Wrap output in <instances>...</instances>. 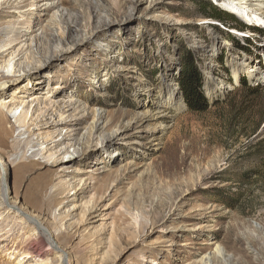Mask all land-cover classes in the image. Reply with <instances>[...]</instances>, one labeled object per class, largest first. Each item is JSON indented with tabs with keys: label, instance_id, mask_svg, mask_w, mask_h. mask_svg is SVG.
<instances>
[{
	"label": "rangeland",
	"instance_id": "374dc122",
	"mask_svg": "<svg viewBox=\"0 0 264 264\" xmlns=\"http://www.w3.org/2000/svg\"><path fill=\"white\" fill-rule=\"evenodd\" d=\"M186 55L201 113L175 82ZM240 57L250 65L234 78ZM9 61L0 102L27 119L3 110L0 264H264V23L221 0H0V81ZM49 107L63 119L36 131ZM85 168L101 169L80 182ZM42 217L61 251L25 257ZM211 242L220 251L199 263Z\"/></svg>",
	"mask_w": 264,
	"mask_h": 264
},
{
	"label": "bare ground",
	"instance_id": "6f19581e",
	"mask_svg": "<svg viewBox=\"0 0 264 264\" xmlns=\"http://www.w3.org/2000/svg\"><path fill=\"white\" fill-rule=\"evenodd\" d=\"M224 3H227V5L232 8L233 10H236L237 12H239V18L240 19H246V18H251L254 19L258 22L264 23V0H221ZM20 3V2H19ZM19 3H17L16 1L10 2L11 8L14 10L18 11V16L15 18H21L23 17V14L21 12V9H23V7H21L19 5ZM10 8V9H11ZM242 18H241V17ZM9 45V44H8ZM7 47V46H5ZM9 49L12 47H8ZM240 62H232V65H230V69L233 72V77L236 78L237 74H241L246 67H248L250 65V62L248 59H244V57H240L239 58ZM14 61H9L7 63V65L2 69V81H0V89H3L4 87H8L6 85L11 84V82L13 83L15 81L14 75L16 74L14 72V65H13ZM232 67V68H231ZM244 73V72H243ZM206 74H209V72H207L206 70ZM246 74L249 76V78L252 80H256V75L258 74V69L255 66H252L249 70L247 69ZM210 75V74H209ZM209 84H214L215 81H217V79H215V77L212 75L211 77H209ZM221 87L226 88L225 85L222 84V82H220ZM223 85V86H222ZM219 87V89L221 88ZM172 94L168 93V97L166 100H164V102L162 103L163 105H167V103H170L173 99H176L177 97L175 96V94H177V92L174 94L175 89H172ZM23 98V97H22ZM36 99V98H35ZM35 99H32L33 101ZM172 103V102H171ZM162 105V106H163ZM3 110H6L9 112V114L12 116V118L15 120V124L18 125V128H22V129H26V127H21L22 125H24V119H27V114L25 111H21L20 113H18L17 109H10L9 107H6L2 102H0V129L2 132H4L2 130V126L5 123V115L3 113ZM37 111L36 108L33 109V113H35ZM54 111H52V107H49V110L41 117V119L39 121H35L33 124H31L34 129L36 131H41L43 129L46 128H51V126H54L53 123H55V119H59V121H61L63 119V114L60 113L59 115L56 113L55 115H53ZM42 114V113H41ZM101 120H102V115L100 113H98L93 121H92V130L94 132L96 131H101L100 129V125H101ZM57 123V122H56ZM121 131H115L113 136H107L103 139H101V144L103 145L105 142H110L114 137L120 136ZM106 144V143H105ZM87 148V147H86ZM86 148H81V152L83 153ZM43 151V150H41ZM101 169V168H99ZM99 169H93V168H85L82 169L79 174H81L82 177L79 178V181L82 182L84 180H89L91 179L93 175L94 171H97ZM0 170L3 172V174L6 176L9 174L8 168L6 166L3 165L2 163V159H0ZM1 187H2V191H3V200H6V192H7V182H2L1 183ZM8 207L10 208H15L14 205H8ZM44 217L42 218H38L37 220L34 221L35 225L37 226V229L39 230V234L41 235V237H38L37 240L35 242H33L32 244H30V246L28 247L25 257H30L32 255H36L39 256L42 254V250L43 247L47 246L49 248H52L53 250L60 252L61 250L58 249V247H56L51 240L49 239V237H46L44 235L45 232V228H44ZM44 236V237H43ZM210 245L213 246V251H210L209 253H207L205 256H203L200 260L199 263H203V262H210L213 256L214 252H218L220 251V246L218 244H216V242H211L209 243ZM63 254H61L60 256V261H64L65 259L62 258ZM41 257V256H40ZM154 263V262H152Z\"/></svg>",
	"mask_w": 264,
	"mask_h": 264
},
{
	"label": "trees",
	"instance_id": "16d2710c",
	"mask_svg": "<svg viewBox=\"0 0 264 264\" xmlns=\"http://www.w3.org/2000/svg\"><path fill=\"white\" fill-rule=\"evenodd\" d=\"M206 10L210 11L209 18L228 22L234 25L238 30L244 31L250 29L242 24L241 21L235 19L231 14L221 11L218 8H212L211 6H205ZM252 30H254L252 28ZM258 31V30H254ZM243 50V49H242ZM182 69L180 75L175 78V82L178 85V90L182 95L184 105L187 107V110L194 113H201L208 109L209 104L206 98L204 97L203 92L201 91V76L197 71V68L194 66V62L191 59L190 55L184 56L182 62ZM244 81V80H243ZM247 83L244 81V87H247Z\"/></svg>",
	"mask_w": 264,
	"mask_h": 264
}]
</instances>
